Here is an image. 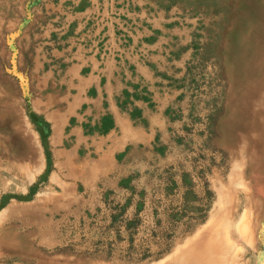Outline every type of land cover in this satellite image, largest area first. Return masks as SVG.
<instances>
[{
	"label": "crops",
	"instance_id": "crops-1",
	"mask_svg": "<svg viewBox=\"0 0 264 264\" xmlns=\"http://www.w3.org/2000/svg\"><path fill=\"white\" fill-rule=\"evenodd\" d=\"M169 2L0 0V41L42 123L31 119L41 153L31 203L110 237L95 248L131 245L140 229L177 226L191 212L200 16L189 0Z\"/></svg>",
	"mask_w": 264,
	"mask_h": 264
},
{
	"label": "rangeland",
	"instance_id": "rangeland-1",
	"mask_svg": "<svg viewBox=\"0 0 264 264\" xmlns=\"http://www.w3.org/2000/svg\"><path fill=\"white\" fill-rule=\"evenodd\" d=\"M156 1L161 6L170 3V0ZM189 3L191 13L200 16L195 32L197 96L193 101L198 116L195 144L187 148L186 159L193 176L188 210L191 212L177 226L155 232L140 229L134 233L131 245L122 242L125 239H113L110 246L95 248V240L110 237L86 224L65 225L57 217L50 220L31 203L33 191L28 190V185L34 182L37 173L32 159L34 153L41 154L40 147L23 86L13 68V52L1 39L0 264H139L160 260L171 252L176 241L192 233L208 216L216 189L226 183L231 165L241 158L239 148L244 142L252 144L255 140L256 124L252 120L258 101L254 90L262 76L257 56L260 28L264 34V0H189ZM23 72L26 73L24 69ZM263 104L262 100V109ZM15 206L21 211L11 216V208Z\"/></svg>",
	"mask_w": 264,
	"mask_h": 264
},
{
	"label": "bare ground",
	"instance_id": "bare-ground-1",
	"mask_svg": "<svg viewBox=\"0 0 264 264\" xmlns=\"http://www.w3.org/2000/svg\"><path fill=\"white\" fill-rule=\"evenodd\" d=\"M259 35L257 63L262 67V76L254 90L258 94L252 120L256 124L255 140L252 144L243 141L245 147L238 152L241 158L231 165L226 183L215 188L216 199L204 221L192 235L176 241L167 256L152 264H264V104L263 109L260 107L264 101V34L261 28ZM241 131L246 133L247 129ZM19 211L16 206L11 208V216Z\"/></svg>",
	"mask_w": 264,
	"mask_h": 264
},
{
	"label": "trees",
	"instance_id": "trees-1",
	"mask_svg": "<svg viewBox=\"0 0 264 264\" xmlns=\"http://www.w3.org/2000/svg\"><path fill=\"white\" fill-rule=\"evenodd\" d=\"M31 119H32L33 122H35L37 125L42 126V123L39 122V121H37V120H35V118H34L33 116H31ZM42 128H43V129L40 130L39 132L41 133L42 136H44V135L46 136V134H47L46 126H44V127H42Z\"/></svg>",
	"mask_w": 264,
	"mask_h": 264
},
{
	"label": "water",
	"instance_id": "water-1",
	"mask_svg": "<svg viewBox=\"0 0 264 264\" xmlns=\"http://www.w3.org/2000/svg\"><path fill=\"white\" fill-rule=\"evenodd\" d=\"M192 235V234H191ZM190 236V235H189ZM162 258V257H161ZM158 260V259H157ZM157 260H150L149 262H146V263H139V264H150V263H152L153 261H157Z\"/></svg>",
	"mask_w": 264,
	"mask_h": 264
}]
</instances>
